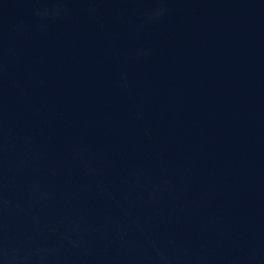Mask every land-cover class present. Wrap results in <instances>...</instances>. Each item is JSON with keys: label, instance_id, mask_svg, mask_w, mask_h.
Returning a JSON list of instances; mask_svg holds the SVG:
<instances>
[{"label": "water", "instance_id": "95a60500", "mask_svg": "<svg viewBox=\"0 0 264 264\" xmlns=\"http://www.w3.org/2000/svg\"><path fill=\"white\" fill-rule=\"evenodd\" d=\"M0 264H264V0H0Z\"/></svg>", "mask_w": 264, "mask_h": 264}]
</instances>
